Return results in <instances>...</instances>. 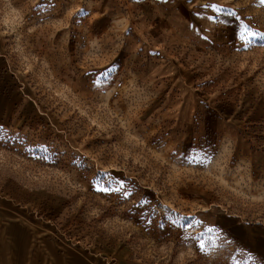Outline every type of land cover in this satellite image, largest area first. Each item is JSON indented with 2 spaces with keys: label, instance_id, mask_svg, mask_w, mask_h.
<instances>
[{
  "label": "rangeland",
  "instance_id": "rangeland-1",
  "mask_svg": "<svg viewBox=\"0 0 264 264\" xmlns=\"http://www.w3.org/2000/svg\"><path fill=\"white\" fill-rule=\"evenodd\" d=\"M245 28L264 33L261 0H0L11 264H264Z\"/></svg>",
  "mask_w": 264,
  "mask_h": 264
},
{
  "label": "crops",
  "instance_id": "crops-1",
  "mask_svg": "<svg viewBox=\"0 0 264 264\" xmlns=\"http://www.w3.org/2000/svg\"><path fill=\"white\" fill-rule=\"evenodd\" d=\"M223 13V14H221ZM212 14V15H211ZM231 14L225 10L217 12V13H210L208 14V17H206L207 19H217V17H221L224 20H231ZM204 34L208 37H210V32L208 33V31L206 30L204 32ZM1 201V200H0ZM3 205H5L2 201L0 202V234L4 235L5 231L9 230V228H5L6 227V221L7 219L9 220V214L7 211L6 207H3ZM11 250L10 247L8 245H6L5 243L3 245L0 244V264H11V260L9 259V256L11 255ZM3 257H7L6 259H3ZM2 258V260H1ZM62 261V260H61ZM80 261V260H79ZM81 262V261H80ZM84 263L83 261L81 262V264Z\"/></svg>",
  "mask_w": 264,
  "mask_h": 264
},
{
  "label": "snow or ice",
  "instance_id": "snow-or-ice-1",
  "mask_svg": "<svg viewBox=\"0 0 264 264\" xmlns=\"http://www.w3.org/2000/svg\"><path fill=\"white\" fill-rule=\"evenodd\" d=\"M261 3L264 4V0H261ZM211 7L216 8V5H211ZM217 11H221V9L217 8ZM231 15H234V13H230ZM244 33L246 34L245 38H247L248 36H260V37H264V33H259V32H251L248 31L247 28L244 29ZM107 190V189H105Z\"/></svg>",
  "mask_w": 264,
  "mask_h": 264
}]
</instances>
